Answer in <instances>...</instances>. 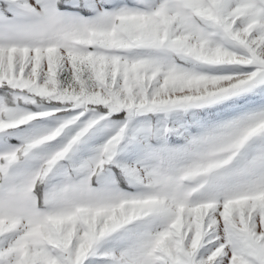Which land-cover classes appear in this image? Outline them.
Wrapping results in <instances>:
<instances>
[{"label": "snow or ice", "instance_id": "obj_1", "mask_svg": "<svg viewBox=\"0 0 264 264\" xmlns=\"http://www.w3.org/2000/svg\"><path fill=\"white\" fill-rule=\"evenodd\" d=\"M0 264H264V0H0Z\"/></svg>", "mask_w": 264, "mask_h": 264}]
</instances>
